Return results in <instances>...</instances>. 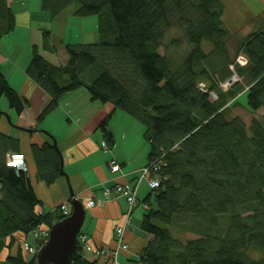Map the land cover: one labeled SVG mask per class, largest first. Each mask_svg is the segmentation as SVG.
I'll use <instances>...</instances> for the list:
<instances>
[{
	"label": "trees",
	"instance_id": "trees-1",
	"mask_svg": "<svg viewBox=\"0 0 264 264\" xmlns=\"http://www.w3.org/2000/svg\"><path fill=\"white\" fill-rule=\"evenodd\" d=\"M25 3L20 0L18 8L0 0V40L20 29L30 41L39 31L43 50L54 52L48 21L37 30L17 22L18 12L31 11ZM73 3L74 16L98 18L97 40L65 44L67 59L61 65L49 62L31 40L24 75L49 98L38 122L62 98L84 90L91 102L112 106L97 127L106 147H114L107 123L116 110L144 126V166H152L149 176L159 179V187L144 201L139 230L146 238L137 262L264 264V127L257 118L246 125L226 113L243 95L250 112L264 109V12L254 19L250 33L238 34L222 23V0H37L49 19ZM171 30L177 36L169 45L186 47L179 58L161 53ZM203 41L210 43L208 51ZM232 78L237 79L223 90L222 84ZM201 81L206 89L199 87ZM0 96L17 116L30 104L1 69ZM30 149L37 179L55 183L61 177L60 159L52 141L32 143ZM8 152L21 153L18 140L0 129V254L5 245L16 246L0 264H36L35 254H24L15 232L49 229L66 216L58 207L35 211L39 199L28 166L23 172L7 167ZM186 233L195 237L183 239ZM35 242L37 248L45 240ZM82 252L78 244L71 264L100 259H88Z\"/></svg>",
	"mask_w": 264,
	"mask_h": 264
},
{
	"label": "crops",
	"instance_id": "crops-1",
	"mask_svg": "<svg viewBox=\"0 0 264 264\" xmlns=\"http://www.w3.org/2000/svg\"><path fill=\"white\" fill-rule=\"evenodd\" d=\"M7 1L11 5L15 4L16 7H20L17 4L20 0ZM27 2L29 1L27 0ZM37 5L39 8V4ZM30 9L31 11L29 9L27 11L26 8L23 10L25 12H18L17 22L24 27L28 26L30 30H37L39 25L43 24V21H36L35 16L33 17L31 14L33 12L35 14L37 10H33L32 7ZM248 21L249 19L246 22ZM0 49L2 50V52L0 50L2 74L6 77L7 82L16 91L27 96L29 101H31L33 96L37 98L38 107L36 113L38 114L43 107L42 105L48 101V96L38 86L32 84L26 75L19 77V79H14L9 76L11 70H7L4 73L2 64L6 65L12 54L4 44L0 45ZM10 68L12 69V66ZM58 105L56 109L46 115L44 120L47 119V130H50L57 138V148H59L63 158L62 169L70 180L74 196L79 197L82 201L85 218L83 221L84 228L81 231L87 234V243L93 249L101 247L112 248L114 246V228L124 224L127 203L121 195H110L105 199L102 190L111 187L115 183L133 182L138 177L140 168L147 162L148 147L144 143L143 131L139 133L140 130L138 131L136 124L132 122L133 119L128 115H122V113H119L121 111L116 110L107 123L108 129L114 135V147L109 148L107 146L104 148L101 146L104 143V137L97 127L107 113L111 111L112 106L110 104L102 105L97 102H91L88 94L83 90L79 93L76 91L65 96ZM23 113L24 111L21 114ZM118 115L119 117H117ZM54 128L56 130H53ZM36 141L43 143L47 140L38 136ZM141 145L142 148H140ZM140 149L143 152L139 153ZM26 152L31 186L42 206L39 212L46 213L56 209L61 204H67V200L70 197L65 178L61 175L51 185L39 181L36 177V165L31 158L30 149L27 148ZM138 155L143 157L139 161H135ZM113 159L121 166L120 170L115 173H112L110 167H108L109 162ZM138 187V203L133 208L129 218L130 226L125 229L123 234V241L128 245V249L117 257V261L120 264H137L140 248L146 238L139 228L141 217L145 210L144 201L152 190L144 180L141 181ZM50 189H52V192L49 191ZM91 196L102 202L87 208L85 203L88 197ZM135 217L140 219L139 223ZM14 236L22 242L27 241L19 232H15ZM12 251L10 252L12 253ZM82 253L88 259L95 258L92 253L89 254L86 251ZM5 255L1 254L2 258L0 259H5ZM95 264H108V262L104 259H99Z\"/></svg>",
	"mask_w": 264,
	"mask_h": 264
},
{
	"label": "rangeland",
	"instance_id": "rangeland-1",
	"mask_svg": "<svg viewBox=\"0 0 264 264\" xmlns=\"http://www.w3.org/2000/svg\"><path fill=\"white\" fill-rule=\"evenodd\" d=\"M222 2L224 5L222 23H224L229 33H238V34L250 33L254 19L258 15L264 12L263 0H222ZM26 3L27 5L29 4V8L32 7L33 10H37L36 14L34 15L36 21L37 20L48 21L46 25L49 26V31L51 32L50 41L55 48L54 52L52 51L47 52V50L46 51L43 50L42 42H40L41 34L39 33V31L37 32L38 38L36 37V33L34 32L32 33V35H30V38L31 40H33L32 42H34V44H38L39 46L38 52L41 53L49 62L51 61L56 65L65 64V61L67 59L66 52H64L65 44L81 43L86 40L92 41V37L97 40L98 32L96 29V25L98 18H96V16L94 15L88 17H80V18L74 16L72 14V11L75 9L76 6L74 3L70 5L66 11L61 13L59 17L55 19H49L48 14L38 9V5L36 4V2L32 1L28 3L26 0ZM44 13L46 14V16L44 15ZM248 19L249 21L246 22ZM176 36L177 33L175 32V30H171L166 33V38L164 41L166 46L165 48L164 47L161 48L162 54L163 53H165L166 55L171 54L172 57L179 58L186 52V47L184 46V44L180 45L178 49L169 45L170 40L175 38ZM28 37H29L28 32H22L20 29H17L15 33L6 36V38H3L0 41V45L4 44L6 48H8L11 51L12 54L9 62L6 65L4 63L2 64L3 65L2 71L6 73L7 70H11L9 76H12L14 79L15 78L19 79V77L24 75V69L28 65L27 63L29 62V59L31 57L30 45H29L30 41ZM233 37L234 36H232L229 41L230 48L233 46V42L235 41L236 38ZM202 45L203 48L207 51L211 47L210 43L206 41H203ZM10 66H12V69L11 68L9 69ZM236 79L237 78H235L234 80ZM228 86L229 84L228 85L225 84L222 85L221 87L223 90H226L229 88ZM199 87L202 89H206L205 83L202 81L199 83ZM245 98H246L245 95H243L242 98L239 97L233 102H231L226 109V113L229 114V116H234V115L239 116L240 118H242V120L246 125H248L253 118L255 119L257 118L258 120H260V122L264 127V109H259L256 110L255 112H250L248 107H246L244 104ZM37 105H38V100L36 97L33 96L29 106L24 110V113L21 114L20 116H17L13 112V110L10 107H8L6 98L0 96V111L6 113L10 120V122H8L7 118L2 116L0 118V129L4 134L9 136L10 138L12 137L18 140L21 153L24 154L25 160H26L27 148L30 149V145L33 142L41 143L36 141L38 136L44 137L48 142H51V137L52 138L54 137L56 141V145L58 144L57 138L54 136V134H52L50 130H47L48 129L47 119L46 120L43 119L42 122H38L37 120L38 114L36 113L38 107ZM119 113H122V115H126L123 112H119ZM117 117H119V115ZM132 122L136 124L138 131L140 130L139 133L144 131V126L141 123L135 120H133ZM21 127L28 129L35 128L36 131L33 130L32 132H28L26 130H23ZM130 128H132V126H130ZM53 130L56 129L54 128ZM144 143L148 147L146 140H144ZM140 148H142V145ZM141 150L142 149H140L139 153L143 152V150L142 151ZM6 155L7 154H5V158ZM142 157L143 156L138 155L135 158V161H139V159ZM51 190L52 189H50L49 191ZM66 206H67V210L70 211L71 208L70 201L67 202ZM41 207H42L41 203L39 202L35 206L36 211L39 212L41 210ZM135 219L139 223L140 219L137 217H135ZM83 228L84 225L82 226L81 229ZM19 233L23 235V237L25 238V240H27L29 244L35 246L36 243L35 238L33 237V235H31L30 232L27 233L26 235L21 232ZM194 237L195 236L193 234L186 233V235H184L182 238L186 239V238H194ZM5 241L6 243H8V238H6ZM17 241H19V239H17ZM4 247L5 248L1 252V254L3 255L7 254L8 251H12L16 246L14 245L13 248H10L9 246L5 245ZM1 254H0V258H2ZM24 254L26 256H30L26 252H24ZM24 254L22 253L23 256H25Z\"/></svg>",
	"mask_w": 264,
	"mask_h": 264
},
{
	"label": "built area",
	"instance_id": "built-area-1",
	"mask_svg": "<svg viewBox=\"0 0 264 264\" xmlns=\"http://www.w3.org/2000/svg\"><path fill=\"white\" fill-rule=\"evenodd\" d=\"M225 84H231L230 82H225L222 85ZM214 97V94H211ZM102 147H106L105 143L101 144ZM6 165L9 168H15L16 170H27V165H26V160L25 156L22 153H11L7 154L6 158ZM108 167H110L111 172L115 173L120 170V166L117 164L115 160H111L108 164ZM152 167V166H151ZM151 167H141L139 170V175L138 177L130 183L124 182V183H115L109 188H104L102 190L103 197L107 199L110 195H115V196H123L125 198L126 203H127V210L125 211L124 214V224L120 227L114 228L115 235H114V246L112 248H96L93 249L89 243H87V234L84 232H80L79 235L77 236V242L81 246V249L86 251L87 253H92L94 256L100 258L101 260L104 259L107 261L109 264H120L117 261V257L120 253L123 251H126L128 249V245L123 241V234L125 232V229L128 228L130 225V216L132 213V210L134 206L137 204L138 198H137V192L139 189V184L141 183L142 180L147 181V185L150 187V189H156L159 187V179L156 177L149 176L151 174ZM79 198V197H78ZM76 197V199H78ZM102 201H97L94 196L88 197L86 201V207L89 208L91 206H95L97 203H101ZM59 211L62 212L63 215L68 216L70 211L67 210L66 203L61 204L58 206ZM49 229H43L37 227L36 230H33L31 232V235L35 239H42L46 240L49 236L48 234ZM21 246L23 247V250L29 254V255H34L37 252V248H35L33 245H30L27 241L22 242ZM141 264V263H137Z\"/></svg>",
	"mask_w": 264,
	"mask_h": 264
},
{
	"label": "water",
	"instance_id": "water-1",
	"mask_svg": "<svg viewBox=\"0 0 264 264\" xmlns=\"http://www.w3.org/2000/svg\"><path fill=\"white\" fill-rule=\"evenodd\" d=\"M232 81H234L233 78L227 82L232 83ZM0 113L10 122L6 113L2 111H0ZM21 128L28 132L33 131V129ZM51 141L52 146L56 148L59 153L60 174L65 178L68 185L70 197L68 201H70L71 212L68 216L50 226L47 240L37 249L35 254L36 264H71L77 248V236L84 223L85 211L82 201L75 198L74 192L70 186V180L62 169L63 158L59 148H57L55 138L51 137Z\"/></svg>",
	"mask_w": 264,
	"mask_h": 264
},
{
	"label": "bare ground",
	"instance_id": "bare-ground-1",
	"mask_svg": "<svg viewBox=\"0 0 264 264\" xmlns=\"http://www.w3.org/2000/svg\"><path fill=\"white\" fill-rule=\"evenodd\" d=\"M14 169H15V168H14ZM15 171H21V170H16V169H15ZM23 171H25V170H23ZM23 171H21V172H23ZM75 198H76V197H75ZM78 199H79V198H78ZM79 200H81V199H79ZM135 206H136V205H135ZM135 206H134V207H135ZM70 210H71V208H70ZM70 212H71V211H70ZM80 232H82V231H79V233H80ZM84 233H85V232H84ZM78 235H79V234H78ZM46 240H47V239H46ZM46 240H45V241H46ZM76 243H77V245L79 244L78 242H76ZM30 245H31V244H30ZM39 247H40V246H39ZM39 247H37V249H38ZM82 251H84V250H82ZM89 254H90V253H89Z\"/></svg>",
	"mask_w": 264,
	"mask_h": 264
}]
</instances>
